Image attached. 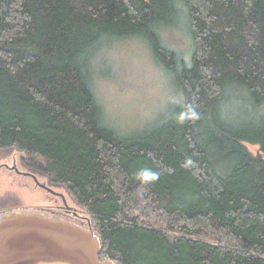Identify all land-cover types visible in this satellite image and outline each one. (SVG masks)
Listing matches in <instances>:
<instances>
[{
    "label": "trees",
    "instance_id": "1",
    "mask_svg": "<svg viewBox=\"0 0 264 264\" xmlns=\"http://www.w3.org/2000/svg\"><path fill=\"white\" fill-rule=\"evenodd\" d=\"M181 17L190 59L158 33ZM132 37L180 98L123 134L104 122L93 78L100 48ZM10 146L87 211L102 261L264 264V0H0Z\"/></svg>",
    "mask_w": 264,
    "mask_h": 264
},
{
    "label": "rangeland",
    "instance_id": "2",
    "mask_svg": "<svg viewBox=\"0 0 264 264\" xmlns=\"http://www.w3.org/2000/svg\"><path fill=\"white\" fill-rule=\"evenodd\" d=\"M178 22L180 25H161L158 33L168 48L190 59L192 40L186 27L187 17H181ZM97 58L94 90L104 111V122L119 133L148 128L178 102L179 89L164 67L156 62L146 39L132 37L103 45ZM247 146L253 153L258 150L256 145ZM21 157H24L26 164L20 161ZM13 159H16L20 171H29L31 167L36 169L35 163L39 162L20 147H0V214L18 207L44 210L63 204L59 196L36 186L30 177H23L7 168ZM37 178L53 190L63 193L67 205L82 216L83 224L87 223V211L69 197L65 187L53 180L46 181L42 174H38Z\"/></svg>",
    "mask_w": 264,
    "mask_h": 264
},
{
    "label": "water",
    "instance_id": "3",
    "mask_svg": "<svg viewBox=\"0 0 264 264\" xmlns=\"http://www.w3.org/2000/svg\"><path fill=\"white\" fill-rule=\"evenodd\" d=\"M10 169L20 171L16 167ZM26 175L25 173H21ZM35 185L59 196L35 176ZM86 224L41 209H16L0 214V264H119L114 259H99L100 234L86 217Z\"/></svg>",
    "mask_w": 264,
    "mask_h": 264
},
{
    "label": "flooded vegetation",
    "instance_id": "4",
    "mask_svg": "<svg viewBox=\"0 0 264 264\" xmlns=\"http://www.w3.org/2000/svg\"><path fill=\"white\" fill-rule=\"evenodd\" d=\"M33 160V159H32ZM20 161L23 162L24 164H26L25 160H24V157H21L20 158ZM16 159H13L12 161V164L11 166H8L5 165V167L7 168H12V167H16ZM36 164V169H34L33 167L30 168L29 171H20V173H18L16 170L14 169H10L11 171H14L15 173H17L18 175H21L23 177H30L34 183H35V180H34V177L35 176L37 178V175L38 174H42L44 175L46 181L48 180L50 182V180H52L50 178L49 175H47V173L44 171V169L41 167L40 164H38V162L35 163ZM18 169V168H17ZM21 173H25L26 175H22ZM38 179V178H37ZM56 183V182H55ZM47 184V183H46ZM43 189V188H42ZM45 190V189H44ZM46 191V190H45ZM47 192V191H46ZM62 200V199H61ZM63 202V201H62ZM44 211H47L48 213H51V214H56V215H63V216H67V217H70V218H74L76 220H79V221H82V216L74 209V208H71V207H67L66 205L64 206V203L62 205H57L55 207H48V208H43ZM47 209V210H46Z\"/></svg>",
    "mask_w": 264,
    "mask_h": 264
}]
</instances>
